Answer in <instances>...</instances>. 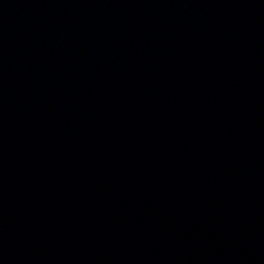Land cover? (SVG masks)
I'll list each match as a JSON object with an SVG mask.
<instances>
[{"label":"water","instance_id":"1","mask_svg":"<svg viewBox=\"0 0 264 264\" xmlns=\"http://www.w3.org/2000/svg\"><path fill=\"white\" fill-rule=\"evenodd\" d=\"M0 264H264V0H0Z\"/></svg>","mask_w":264,"mask_h":264}]
</instances>
